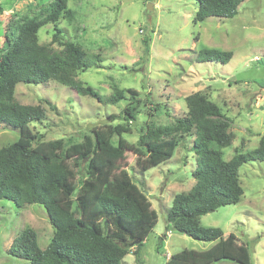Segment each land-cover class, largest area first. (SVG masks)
Listing matches in <instances>:
<instances>
[{
    "label": "rangeland",
    "instance_id": "rangeland-1",
    "mask_svg": "<svg viewBox=\"0 0 264 264\" xmlns=\"http://www.w3.org/2000/svg\"><path fill=\"white\" fill-rule=\"evenodd\" d=\"M55 1L0 0V57L10 44L8 37L18 35L21 23L45 21L39 29L41 43L60 49L64 41L71 40L90 56H100L99 65L80 72L79 80L105 95L117 87L128 96L130 89L137 90L146 106H141L131 131L118 134L116 125L124 122L129 97L116 104L103 103L55 80L45 85L19 83L17 99L43 105L46 117L23 128L0 125V146L20 143L25 135L33 136L35 143L61 138L67 146L94 143L100 137L121 153L118 160L98 156L93 163L94 154L86 150L82 163L84 178L103 168L109 179L114 163L121 161L117 177L122 183L136 184L134 194L139 204L150 219H158L144 241L141 260L137 261L135 245H131L132 252L123 264H166L172 254L185 264H201L202 260L243 264L238 255L228 254V246L247 248L252 264H264V160L240 168L244 194L239 202L202 216L203 225L224 230L222 238L205 241L178 232L165 235L174 196L195 183V135H185L176 145L170 142V156L156 163H144L133 150L151 125L171 124L187 115L186 97L197 91L218 103L230 120L235 138L224 148L227 160L239 150L251 151L260 145L264 138V0H245L232 18L210 16L198 23L193 19L197 0H67L72 13L57 22L52 20ZM55 34L59 41H54ZM197 34L199 40L195 39ZM148 37L151 45L147 55L144 39ZM202 48L231 50L234 55L227 63L201 62L197 53ZM159 103L161 111L154 106ZM72 158L68 156L67 164ZM78 191L60 194L59 204L75 210ZM98 224L105 232L124 233L114 218L107 226L104 221ZM26 227L37 231L42 247L51 241L54 228L44 206L19 208L15 202L1 199L0 264H30L9 251L14 238Z\"/></svg>",
    "mask_w": 264,
    "mask_h": 264
},
{
    "label": "trees",
    "instance_id": "trees-1",
    "mask_svg": "<svg viewBox=\"0 0 264 264\" xmlns=\"http://www.w3.org/2000/svg\"><path fill=\"white\" fill-rule=\"evenodd\" d=\"M245 0H197L198 9L194 22H202L210 16L232 18L239 12ZM52 20L57 22L72 11L67 0L52 3ZM45 21L26 20L18 27V35L8 40L7 50L0 57V125L23 128L33 121L46 117V108L41 104H24L16 97L19 83L47 84L51 80L67 85L79 94L97 98L103 103L116 104L129 97L124 109V122L116 125L122 134L132 129L141 106L146 101L139 92L115 88L105 95L77 78L82 71L98 66L99 55L90 56L78 43L66 40L60 49L44 44L39 39V29ZM60 33L61 29H57ZM199 40V34L195 36ZM55 34L54 41H59ZM145 53L150 52L151 38H145ZM231 50L202 48L197 53L198 61H221L227 63L233 57ZM187 115L167 125H151L138 143L134 153L144 163H156L170 156V142L177 144L185 135L194 134L192 150L196 155V168L192 171L194 185L187 191L177 193L169 207L166 218V233L169 231L187 234L198 240L213 241L224 236L221 227L205 226L202 216L221 206L239 202L244 194L240 168L248 162L264 160V138L251 151H237L229 160L224 148L231 146L234 133L230 120L218 103L201 92L186 97ZM158 111L162 104H155ZM169 140L165 142V139ZM118 160L122 154L107 141L97 137L96 141L75 143L69 146L63 139L34 142L33 136L25 135L20 143L0 146V200L15 202L19 208L29 204H40L46 209L54 228L51 241L46 247L39 243L37 231L24 228L13 240L9 251L30 264H123L125 256L132 252L137 261L144 241L154 229L158 219H150L135 197L136 184L122 183L117 171L122 162L114 163L111 177L99 168L92 177H83V152ZM151 155V156H150ZM68 156L73 157L67 164ZM77 208H64L59 204L60 194H72L78 190ZM153 215V214H152ZM114 218L123 232L109 233L99 227L107 226ZM139 226V234L136 228ZM161 246H159L160 248ZM228 254L239 256L243 264H252L247 248L237 250L227 247ZM201 264H212L202 260ZM166 264H185L172 254Z\"/></svg>",
    "mask_w": 264,
    "mask_h": 264
},
{
    "label": "water",
    "instance_id": "water-1",
    "mask_svg": "<svg viewBox=\"0 0 264 264\" xmlns=\"http://www.w3.org/2000/svg\"><path fill=\"white\" fill-rule=\"evenodd\" d=\"M135 244V242H132L130 245H134Z\"/></svg>",
    "mask_w": 264,
    "mask_h": 264
}]
</instances>
